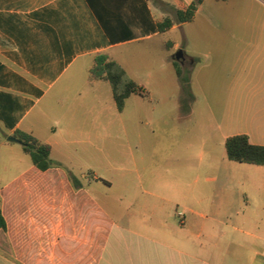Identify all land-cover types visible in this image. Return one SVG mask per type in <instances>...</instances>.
<instances>
[{
  "label": "crops",
  "instance_id": "obj_1",
  "mask_svg": "<svg viewBox=\"0 0 264 264\" xmlns=\"http://www.w3.org/2000/svg\"><path fill=\"white\" fill-rule=\"evenodd\" d=\"M192 1L0 0V130L47 144L54 162L41 171L20 157L25 169L0 186V264H264V166L231 161L234 170L207 177L154 173L146 185L135 173L119 198L130 203L111 215L80 182L62 189L55 167L74 176L56 151L61 144L103 145L125 130L111 85L90 77L94 57L107 54L145 94L143 82L167 80L152 68L175 73L179 47L167 35L195 18L197 52H183L182 72L196 71L201 92L226 71L221 98L240 102L226 100L219 114L245 122L229 137L244 134L264 146V0H202L191 21H174L171 12ZM222 5L239 20L236 33L219 28ZM164 19L172 25L160 31ZM222 34L228 42L216 39ZM236 35L240 41L231 42ZM142 69L145 81L136 78ZM10 143L2 139L0 147ZM201 180L213 188L201 189Z\"/></svg>",
  "mask_w": 264,
  "mask_h": 264
},
{
  "label": "rangeland",
  "instance_id": "obj_2",
  "mask_svg": "<svg viewBox=\"0 0 264 264\" xmlns=\"http://www.w3.org/2000/svg\"><path fill=\"white\" fill-rule=\"evenodd\" d=\"M226 10L222 5L218 11L219 28L224 30L231 27L236 33L239 20L228 19ZM171 17L176 21L173 11ZM197 30L198 20L195 18L167 35V38L178 44V50L195 55ZM228 38L224 34L216 35V39L223 43L228 42ZM239 41V35L231 36V42ZM152 69L157 74L156 77L167 75L166 84L162 85L164 81L156 83L155 79L143 82L145 94H132L125 100L122 113L125 124L123 132H114L113 139L103 145L99 143L85 146L75 143L61 144L56 148L57 152L68 159L66 164L79 180L75 181L68 168L57 163L55 167L63 173L60 179L61 188H77L81 183L88 190L87 198L90 197L93 204L100 207L99 211L107 210L109 215L118 203H130L119 202V198L124 187L133 186L135 173L141 174V182L146 185L147 178L154 173L188 171L207 177L206 175L211 176L216 171L234 170V163L225 155L223 139L242 131L245 122L237 121L236 116L229 111L224 115L219 114L221 106L227 100L221 98V90L228 85L227 72L217 75L219 80L215 84L203 82V91L200 92L196 71L187 73L188 70L184 68L186 72L183 76L188 82L179 89V81L172 69L166 68L162 73L156 67ZM168 75L172 77L171 80ZM136 78L145 81L143 69ZM217 86H220V91ZM212 96H215L214 102ZM232 96L233 94L227 102L235 99ZM234 102L239 104L240 100L237 98ZM2 139L4 134L0 130V140ZM10 144L13 147H0V186L9 177L25 169L24 163L18 160L20 157L28 165H32L18 142ZM14 149L15 151H11ZM201 182V189L213 188L210 182ZM0 234L3 238L4 233L1 231ZM0 247L4 249L3 240Z\"/></svg>",
  "mask_w": 264,
  "mask_h": 264
},
{
  "label": "trees",
  "instance_id": "obj_3",
  "mask_svg": "<svg viewBox=\"0 0 264 264\" xmlns=\"http://www.w3.org/2000/svg\"><path fill=\"white\" fill-rule=\"evenodd\" d=\"M202 0H193L185 10H176L175 16L178 23L191 21L196 7ZM172 25V21L164 19L158 23V29L164 31ZM175 73L182 85L187 84L184 72H182L178 62H173ZM92 80H106L112 88L113 99L118 111H121L125 100L132 94L142 95L143 89L131 80H128L124 71L105 53H99L94 57V64L90 70ZM7 135H4L6 142ZM11 137L16 139L21 145L22 151L27 154L32 164L39 170L45 171L53 167L54 162L50 158V147L37 140L28 133L20 130L13 132ZM226 156L230 161L237 163H248L264 166V146L253 145L244 134L228 137L224 143ZM72 176V175H71ZM76 181V178L72 176ZM5 224L0 214V228L4 229Z\"/></svg>",
  "mask_w": 264,
  "mask_h": 264
},
{
  "label": "water",
  "instance_id": "obj_4",
  "mask_svg": "<svg viewBox=\"0 0 264 264\" xmlns=\"http://www.w3.org/2000/svg\"><path fill=\"white\" fill-rule=\"evenodd\" d=\"M182 59H183V51L178 50L175 54V61L180 63ZM8 140L12 142H16V139L11 136L8 137Z\"/></svg>",
  "mask_w": 264,
  "mask_h": 264
},
{
  "label": "built area",
  "instance_id": "obj_5",
  "mask_svg": "<svg viewBox=\"0 0 264 264\" xmlns=\"http://www.w3.org/2000/svg\"><path fill=\"white\" fill-rule=\"evenodd\" d=\"M178 215L180 216L181 214H180V213H178Z\"/></svg>",
  "mask_w": 264,
  "mask_h": 264
}]
</instances>
